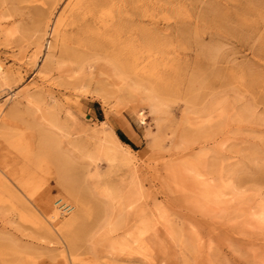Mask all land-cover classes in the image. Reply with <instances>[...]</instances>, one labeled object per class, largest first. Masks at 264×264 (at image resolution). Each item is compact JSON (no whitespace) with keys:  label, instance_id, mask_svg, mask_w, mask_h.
<instances>
[{"label":"rangeland","instance_id":"1","mask_svg":"<svg viewBox=\"0 0 264 264\" xmlns=\"http://www.w3.org/2000/svg\"><path fill=\"white\" fill-rule=\"evenodd\" d=\"M0 67V264H264V0H0Z\"/></svg>","mask_w":264,"mask_h":264},{"label":"bare ground","instance_id":"2","mask_svg":"<svg viewBox=\"0 0 264 264\" xmlns=\"http://www.w3.org/2000/svg\"><path fill=\"white\" fill-rule=\"evenodd\" d=\"M82 1V0H81ZM74 2V1H73ZM78 3V2H77ZM60 4H61V2H60ZM72 4V3H71ZM80 5V4H79ZM79 5H77V6H79ZM54 22H56V21H54ZM61 25V24H60ZM62 26V25H61ZM47 28H49V30H48V33L47 34H49V36H52V37H54L55 35V43L57 42V41H61V40H64V37H61L60 36V26H57V25H48L47 26ZM49 43V49H51L53 46L52 45H54L53 44V42L52 41H50V42H48ZM39 45V44H38ZM41 46V45H40ZM49 55V54H48ZM47 55V56H48ZM52 55V54H51ZM53 56V55H52ZM97 57V56H96ZM111 58V57H110ZM128 59V58H127ZM51 60V59H50ZM107 61V60H106ZM109 61H111V60H109ZM143 61V60H142ZM49 66L48 67H50L51 65H55V64H57V63H55L54 64V61H50L49 63ZM138 64V63H137ZM108 67H106V66H104V68L106 69V68H109V70L110 69H112V71H114L115 73H117V75L119 76V75H123V73H124V71H125V69H126V67L128 68V69H131L132 67L131 66H129V65H124L123 63H119L118 61H115V60H113V61H111L110 62V64L108 63ZM136 66V65H135ZM148 66V65H147ZM154 66H156V65H154ZM2 67V66H1ZM0 67V68H1ZM80 67H83V65H80ZM150 67V66H149ZM51 68H52V66H51ZM154 68V67H153ZM49 69V71L51 72L52 70L50 69V68H48ZM146 69H147V67H146ZM152 69V68H151ZM157 69V68H156ZM156 69H155V71H156ZM3 70V69H2ZM46 70H47V68H46ZM147 70H149V68L147 69ZM146 71V70H145ZM154 70L153 71H150L151 73L152 72H155ZM113 72V73H114ZM4 74V73H3ZM143 74H145V73H143ZM148 74H150V73H148ZM2 75V74H1ZM124 75H127V74H125L124 73ZM142 75V74H141ZM146 75V74H145ZM129 76V75H128ZM138 76V75H137ZM140 76V75H139ZM3 77V76H2ZM1 77V78H2ZM5 77V76H4ZM123 77V76H122ZM131 77H132V75H131ZM144 76H142L141 78H143ZM146 77V76H145ZM111 79H112V77H110ZM110 78H109V80H110ZM119 78V77H118ZM129 78V77H128ZM2 79H4V78H2ZM117 79V78H116ZM120 79V78H119ZM123 79V78H122ZM131 79V78H130ZM144 79V78H143ZM114 80V79H113ZM118 80V79H117ZM132 80V79H131ZM116 81V80H115ZM123 81V80H122ZM121 81V82H122ZM120 82V83H121ZM152 94V93H151ZM151 94H150V96H151ZM149 97V96H148ZM150 98V97H149ZM154 98V97H153ZM157 99V98H156ZM150 100H151V98H150ZM157 106V105H156ZM13 114V117L15 116L14 115V113H12ZM15 114H18V113H16V111H15ZM19 117V116H18ZM17 117V118H18ZM22 117V116H21ZM44 118L46 119V120H48V118H47V114L46 113H44ZM23 119V118H22ZM50 123H51V120L49 121ZM7 125H8V123H6V122H4V125H1V127H3L4 129H5V127H7ZM56 125V124H55ZM53 127V126H52ZM54 128H56V127H54ZM45 131H47V129L45 130ZM49 131V130H48ZM1 135V134H0ZM4 136H5V138L6 137H8V136H10V134L8 135V136H6L5 134H4ZM3 136V137H4ZM11 137V136H10ZM1 139H3L2 137H0ZM8 139V138H7ZM54 138H50V145H51V143L52 144H54V145H52L51 146V148L53 147V146H55L57 143H58V146L61 144V141H60V143H59V141L55 144V143H53L54 142V140H53ZM56 141L58 140V139H55ZM61 140V139H60ZM44 144V143H43ZM99 144H100V147H101V151H102V154H103V152L104 153H106V154H110V155H112L113 157H114V159L115 158H118V160L119 159H121L122 161H123V163L125 162V163H127V166H128V163L131 161V157L128 155L129 154V152L127 153L126 151H128V150H130L131 148L128 146V145H125L122 141H121V139L119 138V136L117 135V134H115V133H111V134H109V135H106L104 138H101V142H99ZM61 146H62V144H61ZM61 146H59L58 148H56V151L57 150H59V148L61 149L62 147ZM56 147V146H55ZM54 147V148H55ZM99 147V146H98ZM50 148V150H52ZM53 148V149H54ZM49 150V149H48ZM50 150L48 151V152H50ZM126 150V151H125ZM56 151H54V154H53V156L55 155V154H57L58 155V153H56ZM60 151H62V150H60ZM53 152V151H52ZM68 152V151H67ZM66 151H65V153H67ZM64 153V155L66 156V154ZM98 153H99V151H98ZM50 154V153H49ZM51 154V155H52ZM68 154V153H67ZM130 154H131V152H130ZM63 155V154H62ZM61 154H60V156L61 157H63ZM109 155V156H110ZM132 155V154H131ZM56 156V155H55ZM52 157V156H51ZM68 157V156H67ZM112 157V158H113ZM57 158H59V156H57L55 159L57 160ZM51 159V158H50ZM53 159V158H52ZM63 159V158H62ZM60 160V161H65V160ZM64 159H67V160H69L68 158H65L64 157ZM66 160V161H67ZM51 161V160H50ZM65 161V164L67 163V164H69L68 163V161L66 162ZM127 161H129V162H127ZM55 162H57V161H55ZM54 162V163H55ZM57 164H58V162H57ZM61 164H63V163H61L60 162V165ZM67 164L65 165V168H62L64 171H65V169L67 168V167H69L70 166V164L67 166ZM64 165V164H63ZM61 169V170H62ZM69 170V169H68ZM64 171H62L63 173H64ZM136 172V170L134 169V168H131L130 170H129V174H130V178H132L131 179V181H129V180H125V179H123V181H124V183L127 185L126 186V192H125V195H124V197H123V199H124V202H125V204L127 205V208H128V211H129V215H131V213H133V214H135V219L133 220V223H131L129 226H127V228L124 230V235H126V236H128L127 237V239L126 240H129V241H131V240H133L134 242H138V241H140V240H148L147 238H148V236H149V234H150V232H151V230H152V227H154L153 225H154V222H152V220H150V218L148 217V215H147V212H146V209H145V207L144 208H142L140 211H139V213H138V211H137V206H138V202L140 201V199H141V197H140V189H139V187H138V185L135 183V177H134V173ZM67 173V172H66ZM71 173V172H70ZM1 174V173H0ZM15 174H16V172H15ZM14 174V175H15ZM128 174V175H129ZM66 177H69V176H67V174L66 175H64L63 176V180H62V183H63V185L66 187V184L68 185V183L69 182H67V180H69V179H67ZM15 178V177H14ZM62 178V177H61ZM71 179V178H70ZM69 181H71V180H69ZM1 182V181H0ZM36 182H39V178L37 179V178H35L34 176L33 177H31V178H29L26 182H24V187L26 186H30L29 188L31 189L32 187V185H34V183H36ZM47 183H49L50 184V182L48 181ZM46 183V184H47ZM0 184H2V183H0ZM17 184V183H16ZM77 184H78V182H77ZM14 185V184H13ZM22 185H23V183H22ZM73 185V184H72ZM69 186V185H68ZM19 187V186H18ZM13 188V187H12ZM8 189V188H7ZM46 190L44 191V192H42L38 197L39 198H37V197H35V198H37L36 200H39L40 202H44L45 203V207H43V209L44 210H46L48 213H49V218L53 221V223L55 224L54 226L55 227H57L58 229H60V228H62L63 226H64V224L65 223H67V218H65V216H66V214L64 213V212H61L60 210H59V208H53V210L51 209V204H52V201H53V198H52V196L50 195V187L49 188H45ZM1 190V189H0ZM2 192V191H1ZM0 195H1V193H0ZM113 199H117V198H113ZM35 200V199H34ZM35 200V202H37ZM42 200V201H41ZM118 204V203H117ZM114 216V215H113ZM48 217V216H47ZM61 217H64L65 219L64 220H61L60 218ZM117 219V217H113L112 218V225H113V221L114 220H116ZM50 229V228H49ZM156 230V229H155ZM156 235V234H155ZM147 237V238H146ZM126 240H124V241H126ZM143 240V241H144ZM158 240H159V238H158ZM129 241H128V243H129ZM149 241H151V240H149ZM141 243V242H140ZM140 243L138 244V245H140ZM143 243V242H142ZM145 243V242H144ZM149 243V242H148ZM152 243V242H151ZM151 243H149V246L151 245ZM130 244H132L131 242H130ZM147 244V243H146ZM156 244H158V243H156ZM162 244V243H161ZM164 244V243H163ZM121 245V243L119 244V245H117V246H115V248H118V246H120ZM138 245H137V247H138ZM148 245V244H147ZM165 245V244H164ZM122 246H124L123 244H122ZM148 246V247H149ZM135 247H136V245H135ZM146 247V246H145ZM159 247V246H158ZM123 248V247H122ZM166 248V247H165ZM131 249V248H130ZM153 249H155V248H153ZM160 249H161V247H160ZM143 250V249H142ZM155 250H157V248L155 249ZM154 250V251H155ZM162 251L164 250L163 249V246H162V249H161ZM154 251H151V252H154ZM158 251V250H157ZM166 251V250H165ZM156 252V251H155ZM158 252H160V254H161V251H158ZM148 253V252H147ZM147 253H145V255L147 256L148 254ZM154 254V253H153ZM144 255V256H145ZM149 255H150V253H149ZM148 255V256H149ZM152 255V254H151ZM145 256V257H146ZM147 256V257H148Z\"/></svg>","mask_w":264,"mask_h":264},{"label":"trees","instance_id":"3","mask_svg":"<svg viewBox=\"0 0 264 264\" xmlns=\"http://www.w3.org/2000/svg\"><path fill=\"white\" fill-rule=\"evenodd\" d=\"M121 140L126 142V140H124V138L122 136H120ZM127 144H130L129 142H126Z\"/></svg>","mask_w":264,"mask_h":264}]
</instances>
